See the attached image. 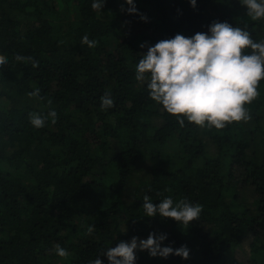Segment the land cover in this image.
Returning <instances> with one entry per match:
<instances>
[{"label": "trees", "instance_id": "16d2710c", "mask_svg": "<svg viewBox=\"0 0 264 264\" xmlns=\"http://www.w3.org/2000/svg\"><path fill=\"white\" fill-rule=\"evenodd\" d=\"M93 2L0 0V264H108L107 248L150 233L189 257L137 250L135 264H264V79L246 105L251 119L222 130L181 127L135 79L140 55L160 40L218 21L261 41L264 19L253 21L241 0H133L136 14L125 0H104L100 12ZM84 35L96 47L81 44ZM105 92L114 106L101 110ZM53 110L55 124H30V113ZM145 195L202 212L187 227L147 217Z\"/></svg>", "mask_w": 264, "mask_h": 264}, {"label": "clouds", "instance_id": "9594fccd", "mask_svg": "<svg viewBox=\"0 0 264 264\" xmlns=\"http://www.w3.org/2000/svg\"><path fill=\"white\" fill-rule=\"evenodd\" d=\"M129 5L127 12L136 14L133 0H125ZM104 0H94L91 7L98 12ZM196 6V0H189ZM246 15L253 21L264 19V0H241ZM141 19H146L141 16ZM81 44L94 48L97 41L84 35ZM141 48L145 45L141 44ZM135 67V79L146 83L150 99L159 104L169 115L176 117L178 124L184 121L198 127L224 129L231 122H247L251 115L246 105L258 96V83L264 79V40L255 41L251 34L227 22L213 21L208 32H197L191 37L176 34L173 38L163 39L149 46L146 54H141ZM15 60L28 63L32 57L17 55ZM7 63L0 55V66ZM37 64L33 63V67ZM30 97H40V89L28 93ZM51 105V100L48 101ZM101 110L114 106L109 92L101 97ZM56 123L57 113L53 110L47 117L30 113V124L37 129L44 127L46 120ZM144 216L159 215L171 219L185 227L198 220L202 206L184 199L178 202L166 197L153 204L151 197H143ZM92 227L88 232L91 234ZM167 239L166 234L150 233L147 239L133 237L130 241L116 244L101 253L108 264H135L136 252L147 251L151 257L167 258L169 255L188 259L189 249L182 245L173 249L161 246ZM58 257L66 258L69 252L59 244L54 246ZM91 264H102L95 258Z\"/></svg>", "mask_w": 264, "mask_h": 264}, {"label": "rangeland", "instance_id": "374dc122", "mask_svg": "<svg viewBox=\"0 0 264 264\" xmlns=\"http://www.w3.org/2000/svg\"><path fill=\"white\" fill-rule=\"evenodd\" d=\"M155 123H158V119L154 120ZM263 125H264V120L262 121ZM264 127V126H263ZM213 153V151H211ZM247 191V196L246 197H251V191L250 188H246ZM248 242L249 240H244L241 245L235 250L233 256L234 258L238 261V262H245L246 259L249 256V248H248Z\"/></svg>", "mask_w": 264, "mask_h": 264}]
</instances>
